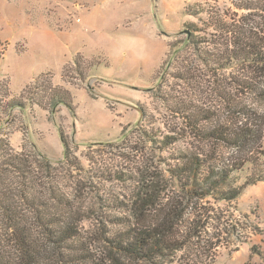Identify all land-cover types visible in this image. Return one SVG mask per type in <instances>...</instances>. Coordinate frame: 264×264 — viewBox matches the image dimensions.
<instances>
[{
	"label": "rangeland",
	"instance_id": "374dc122",
	"mask_svg": "<svg viewBox=\"0 0 264 264\" xmlns=\"http://www.w3.org/2000/svg\"><path fill=\"white\" fill-rule=\"evenodd\" d=\"M186 1L194 0H0V39L7 44L0 57V136L37 166L46 164L40 153L48 158L54 180L93 218L125 214L138 192L147 200L157 187L165 200L180 193L172 171L179 156L195 153L197 141L183 111L210 101L193 79L192 68L207 73L195 46L217 32L206 23L210 5L226 9L231 2ZM42 72L38 83L46 88L37 95L33 84L22 96ZM61 88L71 91L73 109L59 104L51 112L50 97L61 96ZM13 99L26 108L9 109ZM139 125L157 136L152 140ZM164 138L168 146L158 142ZM262 169L249 164L232 179L241 185ZM201 205L224 223L225 243L208 264H264V180L236 199L208 197ZM232 224L247 242L225 231Z\"/></svg>",
	"mask_w": 264,
	"mask_h": 264
},
{
	"label": "trees",
	"instance_id": "16d2710c",
	"mask_svg": "<svg viewBox=\"0 0 264 264\" xmlns=\"http://www.w3.org/2000/svg\"><path fill=\"white\" fill-rule=\"evenodd\" d=\"M188 13L197 11L189 9ZM208 15L206 23L217 32L195 46L207 73L192 71L195 84L201 83L199 94L206 90L210 101L183 111L197 141L195 153L179 156L172 171L180 182V193L165 200L157 187L147 200L138 192L134 207L125 208V214L104 212L93 218L77 208L70 194L54 180L48 158L40 153L46 164L37 166L30 154L15 150L7 137L0 136V264L215 261L218 248L225 243L219 233L224 223L213 209L202 206L201 200L236 199L249 185L264 180V0H231L226 9L214 2ZM194 27L190 25V30ZM6 49L7 44L0 39V57ZM43 73L25 85L22 96L33 84L37 95L46 88L38 83ZM59 92L61 96L50 97V111L59 104L73 109L71 91L61 88ZM6 93L12 94L9 84ZM8 107L23 111L26 103L13 99ZM140 129L152 140L157 136L153 129ZM59 132L69 157L70 145L64 131ZM164 140L158 142L171 143ZM249 164L263 169L236 185L233 173ZM238 230L235 224L225 228L236 236ZM253 230L262 232L255 224ZM248 238L240 235L238 240L247 242ZM256 251L252 246V252Z\"/></svg>",
	"mask_w": 264,
	"mask_h": 264
},
{
	"label": "crops",
	"instance_id": "0c3cea01",
	"mask_svg": "<svg viewBox=\"0 0 264 264\" xmlns=\"http://www.w3.org/2000/svg\"><path fill=\"white\" fill-rule=\"evenodd\" d=\"M196 1H202V0L186 1V2H185V5H186V4H189V3H192V2H196ZM185 5H184V7H185ZM184 10H185V9H184ZM184 12H185V11H184ZM186 15H187V13H186ZM78 21H79V18H78ZM42 73H43V72H42ZM40 74H41V73H40ZM35 77H36V76H35ZM35 77H34V78H35ZM34 78H33V79H34ZM33 79H32V80H33ZM32 80H31V81H32ZM31 81H30V82H31ZM24 87H25V86H24ZM11 92H12V90H11Z\"/></svg>",
	"mask_w": 264,
	"mask_h": 264
}]
</instances>
